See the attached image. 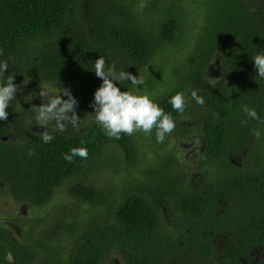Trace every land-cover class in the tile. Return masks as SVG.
I'll return each instance as SVG.
<instances>
[{"label":"trees","instance_id":"obj_1","mask_svg":"<svg viewBox=\"0 0 264 264\" xmlns=\"http://www.w3.org/2000/svg\"><path fill=\"white\" fill-rule=\"evenodd\" d=\"M196 13L199 22L192 24ZM0 48V61L9 62L5 77L14 73L21 88L0 126L1 191L41 211L64 182L80 180L67 186L69 202L62 203L49 230L53 239L36 236L41 216L23 219L27 242L1 233L0 264H108L113 253L124 264H184L187 251L188 258L205 255L213 264L215 249L198 233L208 228V219L197 193L208 188L217 196L220 186L213 181L194 187V165L185 171L173 153L161 155L169 142L157 144L155 132L157 146L140 141L141 133L119 141L105 136L91 107L103 83L94 73L99 58L117 72L144 78L136 94L166 91L153 99L175 118L176 140L199 143L196 168L209 170L215 180L226 178L230 201L254 216L246 220V233L226 237L224 263L241 264L242 252L257 249L264 264V139L253 134L264 123H245L243 113L245 105L255 108L264 121V79L252 63L257 52L264 53V0H0ZM216 63L222 64V79L211 78ZM120 87L135 92L129 84ZM58 88L70 89L78 100L81 127L53 130L55 141L44 144L39 135L46 130L30 111L41 106V90ZM194 90L205 97V107L191 100ZM179 92L188 98L183 117L169 103ZM143 143L152 148L142 170ZM81 147L88 148V159L69 163L65 156ZM112 149L119 154H110ZM241 150L249 171L238 175L228 158ZM29 151L36 155L30 158ZM99 170L122 176L121 189L97 188L92 178Z\"/></svg>","mask_w":264,"mask_h":264},{"label":"clouds","instance_id":"obj_2","mask_svg":"<svg viewBox=\"0 0 264 264\" xmlns=\"http://www.w3.org/2000/svg\"><path fill=\"white\" fill-rule=\"evenodd\" d=\"M3 56L4 49L0 48V57ZM252 63L259 79H264V53L257 52ZM5 73H9L7 60L0 61V126L4 124L2 122L8 121V109L16 102L17 94L21 91L20 86L15 83L16 75L12 73L5 77ZM94 73L103 83L95 92L91 104L95 112L93 118L109 140L119 141L125 136L133 137L140 133L150 139L155 132L156 143L163 145L168 141L177 129L176 120L171 114L166 113L150 94H136L142 92L146 84L144 78L127 71L117 72L115 65L110 66L104 58H99L95 62ZM121 84H129L135 92L122 91ZM39 96L42 98L41 106L33 107L30 112L37 126L46 130L39 135L44 144L55 141L56 136L51 134L53 130L58 133L80 130L82 120L77 114L79 102L70 89H44L39 92ZM191 100L201 108L206 106V99L199 90L191 92ZM169 103L173 111L181 117L188 111V98L184 92L172 96ZM243 113L247 118L245 123L248 121L264 123L255 108L245 105ZM253 134L258 141L264 139V129L254 130ZM35 155V151L28 152L30 158ZM88 157V148L81 147L73 149L65 159L73 163L77 158L87 160ZM8 258L14 261L11 253Z\"/></svg>","mask_w":264,"mask_h":264},{"label":"flooded vegetation","instance_id":"obj_3","mask_svg":"<svg viewBox=\"0 0 264 264\" xmlns=\"http://www.w3.org/2000/svg\"><path fill=\"white\" fill-rule=\"evenodd\" d=\"M173 136L177 138L176 135ZM193 152L197 154L199 150L195 149ZM245 158H247L246 151L243 150L235 155L230 154V157L228 158V161L231 162L232 169H234V172H237L238 175L240 174L238 173V170L242 172L249 171L247 165L242 166L243 159ZM248 159L249 158L246 159L247 163L249 161ZM193 165L194 169L191 173V178H193L195 181L194 187L199 188L203 183L205 186L206 183H212L213 181L216 182L218 186H220L217 196L210 195L209 192L206 193V191H209L208 188L206 189L204 195H201L204 191H199L197 193V196L202 197L204 200L203 211H205L207 215H204L203 219L205 221L206 218L208 219V228L202 226L204 229L200 228L198 233H200L201 237L208 238V242L211 243V250L212 248L215 249V251L212 250L210 252L212 255L211 258L213 257V264H225L222 252L223 243L226 240V237L234 235V233H246V220L247 218H254V216L249 215L248 217L247 213L243 214L240 212V206L234 204L233 201H230L232 196H230V192L226 188V178H218L215 180V176L209 170L206 169L204 172L196 168V163H193ZM2 189L3 185L0 184V195L5 193L4 191H1ZM214 197H216L215 200ZM7 199L13 203H16L17 205H21L23 209L20 211L19 216L17 213L13 215L10 213L0 214V234L8 233L10 238L15 243H26L27 240L25 239L24 234L29 233V227L27 224H24L23 219H27V215L32 207L29 204L22 202L20 199H15L13 196H9ZM4 200L6 199L0 200V204L7 206V203ZM17 216L18 218H16ZM176 218L179 217L174 215V219ZM44 235L53 239V231H49ZM236 242L240 245V241ZM262 251L264 252L263 248ZM190 253V251H187L182 256L184 264H212L205 260V255H203V258L200 261L198 260L197 256L188 258ZM193 258L195 259L193 260ZM7 259L11 261L9 258ZM261 259L262 257L260 255V251L257 249L248 250L247 256H244V252H242V254L238 257V261L241 262V264H259Z\"/></svg>","mask_w":264,"mask_h":264},{"label":"rangeland","instance_id":"obj_4","mask_svg":"<svg viewBox=\"0 0 264 264\" xmlns=\"http://www.w3.org/2000/svg\"><path fill=\"white\" fill-rule=\"evenodd\" d=\"M195 21L199 22V17H197V13L196 15L192 17V24L195 23ZM211 68H212L211 70L215 73L214 76H211V78L215 80L220 79V78L222 79V75H223L222 74L223 72L222 64L221 65L219 63L212 64ZM147 94H150L153 98H159L160 96H164L166 94V91L161 90L160 92H153V93L147 92ZM141 139L143 140V142H148V144L153 143L152 144L153 146H157L154 143L155 141L152 140L154 139L153 137L149 139V138H146L142 134L140 136V141ZM167 142H169V147L167 149H164L161 152L162 153L161 155H164V154L170 155L169 153H173L175 155L176 160L180 163L182 169H184L185 171L192 170L193 157L195 155V152L193 151L200 147L199 143L197 144V142L193 141L192 139L181 140L178 142L173 135L169 137ZM151 148L152 147H150L149 149ZM149 149L145 147L144 143L142 144V147H141L142 160H143L141 162L142 170L145 168H148V166L144 165L143 162L145 161V158L148 157L149 153L151 152V150ZM110 151H111L110 154H112L113 156H116L117 154H119L118 149L116 151L114 149ZM94 175L92 179L95 180L97 184L99 183V186H100V187L97 186V188H101L102 186H106V187L109 186L110 188H114L116 190L121 189V185L123 183L122 178H121L122 176L111 177L112 173L108 170L95 171ZM135 176H138V175L135 173ZM79 181H80L79 178H71L69 181L64 182L62 186H65V187L58 191V193L55 195V198L51 200L50 204L48 205L46 209H43L41 211H37L33 209L30 210V212L27 215L28 219L29 218L35 219V218H38V216H41L42 218L41 219L42 225L38 227V232L36 234L37 237H40V235L47 233L51 228L55 226L56 222L59 220V218H55V216L57 212L59 211L60 207L62 206V203L66 202L65 204H67L69 202V197H68V192H67L69 185H72V186L76 184L78 185ZM103 188L104 187H102L100 190H102ZM7 198H8V195L5 193H2L0 195V200L6 199L4 201L7 203V206H3L0 204V214L10 213L13 215L17 213V215L19 216L20 211L23 209L22 206L9 201V199L11 198L9 199ZM38 213L39 214L44 213V215H39ZM18 216L16 218H18ZM55 244L56 242L49 243L50 246H53ZM39 254H40V257L46 256L42 250L39 251ZM108 264H124L123 257L120 254L113 253L111 256H109Z\"/></svg>","mask_w":264,"mask_h":264}]
</instances>
